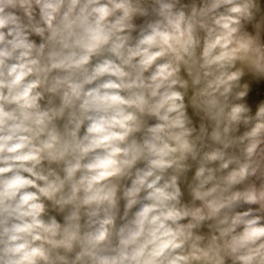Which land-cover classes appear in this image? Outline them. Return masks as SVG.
Masks as SVG:
<instances>
[{"label":"clouds","instance_id":"1","mask_svg":"<svg viewBox=\"0 0 264 264\" xmlns=\"http://www.w3.org/2000/svg\"><path fill=\"white\" fill-rule=\"evenodd\" d=\"M0 264H264V0H0Z\"/></svg>","mask_w":264,"mask_h":264}]
</instances>
